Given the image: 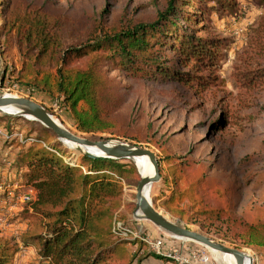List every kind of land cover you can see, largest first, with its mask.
I'll list each match as a JSON object with an SVG mask.
<instances>
[{
  "label": "trees",
  "instance_id": "obj_1",
  "mask_svg": "<svg viewBox=\"0 0 264 264\" xmlns=\"http://www.w3.org/2000/svg\"><path fill=\"white\" fill-rule=\"evenodd\" d=\"M253 1L264 7V0ZM238 2L151 0L156 10L152 22L125 15L109 22L101 14L86 28L66 14L25 0H0V57L6 61L2 87L17 86L30 96L38 93L59 99L82 133L115 134L120 127L116 115L125 100L113 74L206 87L214 79L206 73L220 69L230 46L227 39L210 34L211 16H236ZM258 54L264 57V43ZM257 67L244 76L246 87L264 84V61ZM4 117L10 122L17 119ZM214 125L219 126L218 121ZM7 130L9 136L15 134L11 125ZM44 132L26 135L32 139L29 144L17 137L5 140L18 152L11 168L17 175L14 180L36 191L30 209L40 218L41 229L27 231L23 241L37 250L41 264H143L148 258L177 264L169 256L143 251V242L134 243L137 249L131 252L129 241L112 233L124 191L135 189L140 181L132 161L84 158L75 165L65 160L62 145L53 144V132L45 128ZM163 152L161 180L174 185L170 199L188 198L192 204L177 209L165 203L169 213L207 232L226 229L244 245L264 247V215L257 203L251 204L253 218L242 220L232 209L236 189L210 177L202 161ZM252 158L249 155L241 162ZM163 163L169 166L171 179L164 174ZM5 188L8 196L12 186ZM209 194L216 205L205 200ZM15 251L0 245V264H15Z\"/></svg>",
  "mask_w": 264,
  "mask_h": 264
},
{
  "label": "rangeland",
  "instance_id": "obj_2",
  "mask_svg": "<svg viewBox=\"0 0 264 264\" xmlns=\"http://www.w3.org/2000/svg\"><path fill=\"white\" fill-rule=\"evenodd\" d=\"M25 1L54 13L66 14L86 28L99 20L101 14L109 22L124 15L139 22H152L156 15L151 0ZM238 4L236 16L222 19L216 13L211 16L210 34L227 39L230 46L227 60L221 63L220 69L215 73H206L207 78L214 75V79L206 87L199 84L189 86L182 83L131 79L117 72L113 74L121 86L119 94L125 100L116 115L120 127L115 134L82 133L74 126L71 115L62 107L59 99L38 93L30 96L27 90L17 86L2 87V74L6 65L2 57L0 97L8 95L34 100L44 106L65 129L81 138L139 146L153 151L161 160L164 159L163 150H166L173 156L202 161L204 169L209 170L210 177L222 186L233 188L234 191L236 189L237 196L232 209L237 217L251 220L253 216L250 208L254 202L264 215V84H255L253 87L244 85V76L250 70L259 68L258 62L264 61V57L258 54L264 43V7L258 6L253 0H239ZM179 23L184 24L183 20ZM184 26L189 29L188 24ZM4 116L7 115L0 113V245L15 248V264H41L37 250L33 246L25 245L23 241L27 231H40V218L33 215L31 204L19 199V196L28 194L29 189L14 180L17 175L11 172V168L18 152L7 147L5 140L17 137L23 143L29 144L32 139L25 136L46 135L45 127L27 118L16 117V121L10 122ZM217 121L219 126L214 125ZM8 125L14 129V135L9 136ZM52 135L53 139L49 136L53 144H59L57 137L53 133ZM59 145H62V149L67 153L66 161L75 165L81 164L84 159L82 155L67 149L63 143ZM249 155L253 156L252 160L242 163L241 161ZM133 163L140 178L154 173L151 163L146 175L142 174V170L134 161ZM163 169L164 174L171 179V172L166 163H163ZM9 185L12 190L5 196V187ZM173 192L174 185L171 181L166 183L161 180L150 187L148 198L159 212L174 220H181L169 213L164 204L169 203L170 207L177 209H188L192 204L188 198L171 200ZM204 198L209 204H217L211 194ZM135 204L136 188L126 189L123 206L117 212L118 219L134 230H141L144 237L162 239L165 248L171 249V256L180 259L173 258L177 264H216L210 256L209 248L178 238L175 240L172 235L153 223L136 219L133 214ZM182 222L185 227L216 242L246 252L253 258V264H264V247L244 245L233 239L226 229L207 232L200 225ZM129 243L130 251H136L137 246ZM182 243L185 248H182ZM142 248L147 253H155L147 245Z\"/></svg>",
  "mask_w": 264,
  "mask_h": 264
},
{
  "label": "water",
  "instance_id": "obj_3",
  "mask_svg": "<svg viewBox=\"0 0 264 264\" xmlns=\"http://www.w3.org/2000/svg\"><path fill=\"white\" fill-rule=\"evenodd\" d=\"M8 108H14L17 111L16 113H9L6 111ZM0 113L19 118H33L34 121L41 123L45 128L52 131L57 137L59 144L63 143V141H68L80 148H91L97 151V153H82L81 155L83 158L134 161L137 158L147 157L153 166L154 173L153 175L142 176L137 184L136 204L133 212L136 219L149 221L175 238L192 243H198L223 254L233 255L236 264H245L246 258L249 259V264L254 263L253 258L242 253L241 250L227 247L200 232L193 231L185 227L181 220H167L153 206L147 194L153 184L161 181L159 159L153 151L125 143H113L110 140L94 141L91 139L81 138L65 129L60 123H56L54 121V117L44 106L30 98L8 95L1 96Z\"/></svg>",
  "mask_w": 264,
  "mask_h": 264
},
{
  "label": "built area",
  "instance_id": "obj_4",
  "mask_svg": "<svg viewBox=\"0 0 264 264\" xmlns=\"http://www.w3.org/2000/svg\"><path fill=\"white\" fill-rule=\"evenodd\" d=\"M27 189H29L28 194L26 193V195L24 196H19V199L31 204L36 199V191L31 186H29ZM112 233L116 239L126 240L131 243L143 242L150 248V250H153L156 254H163L161 253L164 247V241L162 239H152L146 236L144 237L141 230H134L133 228L128 227L123 221L119 220L118 214L114 218ZM166 256L175 258L176 260H180L177 257L171 256V254Z\"/></svg>",
  "mask_w": 264,
  "mask_h": 264
},
{
  "label": "bare ground",
  "instance_id": "obj_5",
  "mask_svg": "<svg viewBox=\"0 0 264 264\" xmlns=\"http://www.w3.org/2000/svg\"><path fill=\"white\" fill-rule=\"evenodd\" d=\"M7 112L9 113H16L17 110H15L14 108H8L6 109ZM34 120L33 118H29ZM54 121L56 123H59L57 121L56 118H54ZM63 144L65 145V147L67 149H70L72 152H75L78 155H81L82 153H97V151L95 149H91V148H85V147H78L77 145L70 143L68 141H63ZM133 162V161H132ZM134 162L138 165L139 169L142 170V174L146 175L147 172L150 170V162L149 159L147 157H141V158H137L134 160ZM153 175V174H152ZM148 191V190H147ZM149 194V193H148ZM147 194V196H148ZM167 220L169 221H173L172 218L168 217L166 214L160 212ZM179 239V238H178ZM208 249V248H207ZM210 252V256L212 257V259L215 261L216 264H236L235 258L233 257V255L230 254H223L221 252L209 249ZM244 254H247L246 252L241 251ZM249 255V254H247ZM245 264H249V259L246 258L245 259Z\"/></svg>",
  "mask_w": 264,
  "mask_h": 264
},
{
  "label": "crops",
  "instance_id": "obj_6",
  "mask_svg": "<svg viewBox=\"0 0 264 264\" xmlns=\"http://www.w3.org/2000/svg\"><path fill=\"white\" fill-rule=\"evenodd\" d=\"M29 187V186H28ZM173 238H175V237H173ZM175 240H176V238H175ZM175 245H178L177 243H174ZM165 243H164V247H163V249L162 250H164L163 251V254H170L171 252V249H169V248H165ZM182 248H185V246H183V243H182ZM24 258V257H23ZM188 262V261H187ZM177 263V262H176ZM143 264H171V263H164V262H162V261H159V260H156V259H154V258H148L147 260H145L144 262H143ZM180 264H184V263H180Z\"/></svg>",
  "mask_w": 264,
  "mask_h": 264
}]
</instances>
